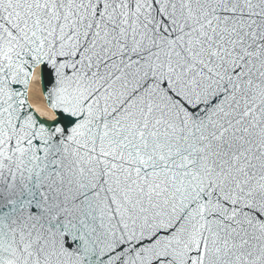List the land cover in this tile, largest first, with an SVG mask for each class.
Wrapping results in <instances>:
<instances>
[{
  "label": "snow or ice",
  "instance_id": "obj_1",
  "mask_svg": "<svg viewBox=\"0 0 264 264\" xmlns=\"http://www.w3.org/2000/svg\"><path fill=\"white\" fill-rule=\"evenodd\" d=\"M0 264H264V0H0Z\"/></svg>",
  "mask_w": 264,
  "mask_h": 264
},
{
  "label": "rangeland",
  "instance_id": "obj_2",
  "mask_svg": "<svg viewBox=\"0 0 264 264\" xmlns=\"http://www.w3.org/2000/svg\"><path fill=\"white\" fill-rule=\"evenodd\" d=\"M34 83H35V85H34V97H33V102H31V103H33L34 107L35 106L38 107V105L42 102L44 105V109H45L43 111H47V107L44 104L43 97L41 95V91L39 88V79H36L34 81ZM31 101H32V99H31ZM39 111H41V110H39ZM43 111H41V112H43Z\"/></svg>",
  "mask_w": 264,
  "mask_h": 264
},
{
  "label": "bare ground",
  "instance_id": "obj_3",
  "mask_svg": "<svg viewBox=\"0 0 264 264\" xmlns=\"http://www.w3.org/2000/svg\"><path fill=\"white\" fill-rule=\"evenodd\" d=\"M34 85H35V83H33V86H32V88L30 89V103L33 102V97H34ZM41 95H42V94H41ZM31 99H32V101H31ZM31 104L33 105V103H31ZM33 107H34V106H33ZM34 108H36L38 111H39V110H41V111L45 110V109H44V105H43L42 102L38 105V107L35 106Z\"/></svg>",
  "mask_w": 264,
  "mask_h": 264
},
{
  "label": "water",
  "instance_id": "obj_4",
  "mask_svg": "<svg viewBox=\"0 0 264 264\" xmlns=\"http://www.w3.org/2000/svg\"><path fill=\"white\" fill-rule=\"evenodd\" d=\"M39 88H40V91H41V94H42V97H43L44 104H45V106H46V101H45V97H44V92H43V90H42V86H41L40 81H39ZM46 107H47V106H46Z\"/></svg>",
  "mask_w": 264,
  "mask_h": 264
},
{
  "label": "clouds",
  "instance_id": "obj_5",
  "mask_svg": "<svg viewBox=\"0 0 264 264\" xmlns=\"http://www.w3.org/2000/svg\"><path fill=\"white\" fill-rule=\"evenodd\" d=\"M42 114H45V113L42 112ZM48 114L50 115V112Z\"/></svg>",
  "mask_w": 264,
  "mask_h": 264
}]
</instances>
